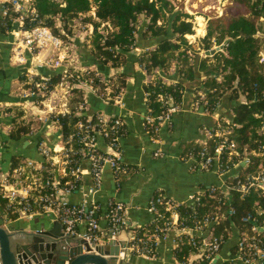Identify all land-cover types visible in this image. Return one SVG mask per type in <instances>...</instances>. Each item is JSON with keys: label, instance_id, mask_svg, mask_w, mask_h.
Here are the masks:
<instances>
[{"label": "crops", "instance_id": "obj_1", "mask_svg": "<svg viewBox=\"0 0 264 264\" xmlns=\"http://www.w3.org/2000/svg\"><path fill=\"white\" fill-rule=\"evenodd\" d=\"M172 1L176 10L187 13L186 20L194 24L193 15L187 11L184 5L179 4L176 0ZM178 1L186 2L187 0ZM206 2L210 1L204 0L203 3H199L198 7L204 10ZM209 7L211 4L207 6V8ZM204 12L198 11L200 14L196 16L198 26L195 27L194 24V31L185 35L189 44L197 51L196 58H194L196 77L194 80L188 81L179 76L181 63L178 59H173L168 69L157 68L151 74H148L138 62L139 55L153 47L152 41L144 39L142 36V31L149 21V18L143 14L139 16L138 20L140 31L136 34V45L128 54L126 63L119 67H113L100 62L92 54L82 58L81 47H77L75 43H65L62 49L49 46L47 49H42L40 57L36 58L34 53L38 51L37 48L30 44L25 45L21 41L22 33L18 32L20 25L17 18L14 19L11 28L6 31L2 30L1 23L4 16L0 11V180L12 171L13 157H21L24 161L42 162L44 157L39 152V145L42 142L52 150H58L65 146L61 127L58 121L50 116L53 111H50L47 105L56 106V110L65 109L66 112H69L72 89L77 87L82 91L85 101V106L82 109L88 118L98 113L99 116L109 120L114 117L124 119L127 133L118 139L119 150L111 147L101 134L97 136L96 143L101 151L117 153L121 162L134 169L125 175L121 183H118L113 169L106 166L100 188L97 191H90L93 186L89 173L90 162L83 159L81 167L87 171L83 173L82 184L64 196L73 204L96 203L98 206L96 217L99 220L101 232L106 237L99 244H107L111 240L107 238L109 230L106 218L111 202L118 201L125 205V209L121 212L124 225L115 240L129 245L132 229L145 225L155 217L148 211V206L151 200L157 198L155 196L157 192L172 201H185L199 189H205L211 185L225 186L226 178L238 172L237 167L222 174L217 169L209 171L200 169L197 165V157L194 156L204 147L208 148L210 137L207 131H211L217 125L218 118H231L233 107L237 103V100L230 99L227 94L213 112L209 110L207 112L204 101H201L202 95L205 96L204 92L206 91L203 81L209 75L205 70L199 69V64L207 55H211L221 48L216 44L209 50L201 46L208 26L206 17L208 15ZM88 27V32H93V25L90 24ZM79 42L77 41V44ZM213 50L214 52H212ZM60 58L63 60L57 62ZM213 62L214 59L208 61V63ZM55 63L69 65L72 73L76 70L85 73H89V70L97 71L102 76V80L104 78L108 80L109 77L123 72L126 75L125 86L121 88L119 95L111 100L102 97L97 92V88L92 84V79H82L76 83L70 80L71 87L67 88L57 84L60 82V78L47 96L42 98L26 96V92L30 88L28 81L31 72L39 73L47 78L57 73L62 75L63 67L56 66ZM84 68H88V71H84ZM154 79H162L167 83L181 81L184 84L180 103L182 109L173 115L170 125L166 124L161 128L160 142L152 139V133L145 125V117L150 114L145 84ZM106 90L107 93L110 92V88ZM244 99V97L241 98V100ZM63 104L66 106L64 107ZM19 125H25L30 131L22 133L20 138L15 139L12 137V133L16 132ZM197 145L202 149L195 152V149L192 150V148ZM158 148L161 153L155 155ZM58 177L61 178L59 175ZM63 177L65 176H62V180ZM19 214L20 216L14 220L6 218L7 222L27 232L52 230L55 227V221H57L45 213L30 216ZM0 215L5 217L1 213ZM80 230L83 232L84 227L81 226ZM177 233L173 229L166 239L160 241L156 256L133 254L132 249L127 247L119 257L123 258V264H182L183 261L177 260L173 249V241ZM232 244L233 241H230L229 246L226 247V255Z\"/></svg>", "mask_w": 264, "mask_h": 264}, {"label": "trees", "instance_id": "obj_2", "mask_svg": "<svg viewBox=\"0 0 264 264\" xmlns=\"http://www.w3.org/2000/svg\"><path fill=\"white\" fill-rule=\"evenodd\" d=\"M6 6L8 7V5ZM32 6L36 10L38 19L33 22L27 17L25 28L29 29L36 24H41L59 36H63L61 30H69V26L75 18L89 13L94 7L95 16L86 17V21H90L94 27L91 54L100 62L113 67H119L126 63L128 54L136 45V34L140 31L138 20L139 16L143 14L149 18V21L142 31V36L144 39L151 40L153 45L138 57V62L146 72L151 74L157 68L168 69L172 60L178 59L181 63L180 78L190 81L196 77L194 58H196L197 51L189 44L185 36L194 31V24L186 20L187 13L176 10L172 0H32ZM229 10V17L221 15L209 18L207 33L202 39L201 46L206 50H209L214 44L223 45V47L202 59L199 69L205 70L209 75L203 81L206 89L204 94L207 110L213 112L227 94L230 99L237 100L231 118L232 123L240 126L233 128L229 138L237 142V150L239 149L241 152L244 150V146H247L249 150L256 149L263 153L260 156H253L252 165L242 169V171L251 172L259 162L264 160V135L258 132L264 118V69L258 60L259 49L264 47V22H259L260 17L264 15V0H231ZM17 16V12L9 9L8 15L3 17L2 30L6 31L11 28ZM58 21L61 22V25H58ZM103 22L110 24L106 34L100 30ZM211 59H214V62L208 63ZM60 78V73H57L45 80L48 85L46 95ZM125 78V73L121 72L114 77H109L108 84H105L97 71L89 70V73H85L76 70L69 80L76 83L82 79H92V84L97 88V92L102 97L112 100L125 86ZM107 88H110L109 93H107ZM72 90L69 112L50 113V116L57 120L61 127L65 146L71 148L67 156L70 163L67 165V174L62 181H75L71 167L82 164L83 145L78 139L83 131L79 127V123L102 130L106 134V141L116 150L120 149L118 139L127 133V131L112 129L114 118L110 119L107 124L101 121L98 113L88 118L82 109L85 106L82 91L77 87ZM145 91L150 114L154 117L156 124L158 117L166 108V102L160 99V95L164 97V100L172 97L176 103H181L184 84L181 81L167 83L162 79H154L145 84ZM242 97L245 99L241 100ZM257 113L261 116H255ZM147 126L149 130L152 129L148 124ZM29 131L30 129L25 125H19L16 132L12 133V137L20 138L22 133ZM221 140L220 137L214 141L210 140L213 141L209 144L210 152L214 150L215 141ZM193 149L196 152L202 147L197 145ZM236 162H238V156H233L228 161L225 159L222 169L228 170ZM24 164L25 161L21 157H13L11 168L14 170ZM120 164L127 171L117 172L118 183H121L125 175L134 170L121 161ZM51 167L49 162L43 163L41 173L44 178L47 176L46 171ZM239 177L242 176L239 174ZM237 180L238 173L228 176L226 183L231 186ZM81 184L82 179L76 180L77 187ZM211 188H205L200 201L195 202L194 208L185 204H179L175 208L179 213V220H183L184 226L187 227H195L208 215L213 217L216 212L220 213L222 218L215 225L214 230L217 237L224 234L222 236L224 244L228 240L229 231L238 227L242 230L247 229L253 223V221L242 222L241 219L246 214L253 212L255 202L263 201V198L261 199L255 191L241 197L238 195V191L233 189L223 192L219 189L212 191ZM159 193L157 192L155 196L158 197ZM37 195L38 192L35 191L32 197L24 198L19 203L0 194V213L7 219L14 220L20 216L19 212L26 204H30L35 210H40L42 206L34 202ZM168 201L171 200L165 197L164 202ZM157 209L163 215H155L150 222L132 229L134 238L129 241V244L134 245L133 254H144L151 257L157 255L155 235L160 234V228L165 226L166 220L170 218L173 211L165 210V204H157ZM186 237V235L182 236L185 240L181 243V250L174 249L178 261H185L187 254L196 249L186 240ZM191 264H209V259L203 257Z\"/></svg>", "mask_w": 264, "mask_h": 264}, {"label": "built area", "instance_id": "obj_3", "mask_svg": "<svg viewBox=\"0 0 264 264\" xmlns=\"http://www.w3.org/2000/svg\"><path fill=\"white\" fill-rule=\"evenodd\" d=\"M6 5H8V7ZM9 9L18 13L16 18L20 25L18 32L22 33L21 41L25 45L30 44L37 48L38 51L34 53L36 58L40 57L42 49H47L49 46L56 49H62L64 47L66 42L62 37L54 34L52 30L46 26L36 24L32 28H25V20L27 17L33 22L38 19L36 10L32 6V0H0V11L4 17L8 15ZM259 22H264V15L260 18ZM62 60L63 59L60 58L57 62H61ZM258 60L262 69H264V47L259 49ZM39 62H41V60H39ZM55 65L63 67L61 80L57 84L62 87L70 88L71 83L69 78L73 74L72 71H70V66L61 63H55ZM84 71L88 70L84 69ZM47 79V77L39 73L31 72L28 81L30 88L27 90L26 96L34 98L44 97L48 87L45 83ZM103 81L105 84H108L106 78H104ZM160 99L166 102V108L158 117V122L155 124V119L151 114L145 117V125L148 124L152 128L151 130L148 128V131L152 133V139L157 142H160L161 128L166 124L170 125L173 115L182 109L181 104L176 103L172 97H168L164 100V97L160 95ZM202 100L204 101V105H206L204 95H202L201 101ZM63 106L65 107L66 105L63 104ZM47 107L53 112H66L65 109L56 110V106L47 105ZM205 110L209 112L207 108ZM255 116L258 117L261 116V114L257 113ZM99 117L105 124L109 122V119H105L103 116ZM239 126L240 125L232 123V118H218L217 125L211 129V131H207L210 137L208 145L219 137L222 138V140L215 141L216 145L213 152H210L208 146V148L204 147L203 150L194 155L197 157V165L200 169H206L208 171L217 169V171L222 174L235 167L238 168V180L233 185L228 186L226 182L225 186L211 185L212 191L219 189L223 192H228L229 189H233L238 191V195L241 197L255 191L259 194L261 199L263 198V201L257 200L255 202L253 212L242 217V222L253 221L247 229L242 230L238 227L228 232V240L233 241V244L227 255L223 254L222 256V251L228 240L223 244L222 236L224 234L217 237L214 230L215 225L218 224L222 218L220 213L216 212L213 217L208 215L203 218V220L199 221L195 227L184 226L183 220H179V213L175 207L179 204H185L194 208L195 202L197 203L200 201L205 189H199L185 201L171 200L165 203L164 196L160 194L149 203L148 211L154 215H163L162 212L158 211L157 204H165V210H173L170 218L166 220L165 226L160 228V234L158 233L155 235L157 247L160 241L166 239L173 229L178 232L174 237L173 249H177L178 251L181 250V243L185 240V238H182L183 235H186V240L196 247V249L187 254L186 260L183 261L182 264H191L203 257L209 259V264H223L224 262L227 264H264V160L259 162L253 171H242L244 167L252 165L253 156H260L263 153L262 151L258 152L256 149L249 150L247 146H244L242 152L239 149L237 150V142L234 139H230L229 134L233 132L234 127ZM79 127L83 131L78 139L83 145V149L81 150L83 152L82 158L90 162L89 173L93 181V186L90 188V191H97L101 186L103 171L106 166L111 167L115 175L119 171L126 172L127 169L120 164L117 153L104 152L97 147V136L101 134L105 137L106 135L102 130L84 126L83 123H79ZM112 129L126 131L124 119L122 117H114ZM258 132L264 135V118ZM69 151H71V148L66 146L58 150H52L42 142L39 145V152L44 157L43 161L36 162L33 160H26L24 165H21L3 176L0 180V194L9 200L20 203L22 199L32 197L33 192L37 191L38 195L34 199V202L41 205L42 209L35 210L30 204H26L19 213L28 216L41 213L49 214L53 219L62 223L63 231L70 236L84 238L89 243H99L106 237L102 234L99 220L96 217L98 211L96 203L91 202V204H87L83 202L81 204H73L64 198L65 195L78 188L76 186V180H81L83 173L87 171L81 167V164L71 167V172L75 175V181H62L61 178L67 174V165L70 163V160L67 159ZM160 153V148H158L155 155H159ZM233 156H238V162H236L232 168L223 170L224 160L226 159V161H228ZM44 162H49L52 166L46 171L47 176L45 178L41 173L43 171ZM55 173L57 174L56 176ZM239 174L242 177H239ZM58 175L61 176V178H57ZM124 209L125 205L122 202L114 201L110 203V209L106 214L109 230L108 239H116L118 233L123 228L124 219L121 212ZM230 213H233V211H230ZM81 226L84 227L83 232L80 230ZM133 238L134 234L132 232L130 240ZM133 246L134 245L130 244L127 245V247L131 249ZM232 247L234 248L233 250ZM217 256L216 262L213 263Z\"/></svg>", "mask_w": 264, "mask_h": 264}, {"label": "water", "instance_id": "obj_4", "mask_svg": "<svg viewBox=\"0 0 264 264\" xmlns=\"http://www.w3.org/2000/svg\"><path fill=\"white\" fill-rule=\"evenodd\" d=\"M126 247L115 239L99 244L72 237L58 220L52 230L27 232L0 215V264H123Z\"/></svg>", "mask_w": 264, "mask_h": 264}, {"label": "rangeland", "instance_id": "obj_5", "mask_svg": "<svg viewBox=\"0 0 264 264\" xmlns=\"http://www.w3.org/2000/svg\"><path fill=\"white\" fill-rule=\"evenodd\" d=\"M179 4L181 3V5L183 4L184 7L187 9V11L193 15V21L195 24V27L198 26V21L196 19L198 14V11L200 12H204L206 13L208 16H206L208 18L207 22L209 21L210 17H215V16H221V15H226L229 17V7L231 6V2L230 0H209L210 2H206L205 6L206 8H204V10H202L201 8L198 7L199 3H203L202 2H198V0H187L186 2H180L178 0H176ZM211 4V7L207 8V6ZM89 16H95V8L93 7V9L89 12V13H85L81 16H79L78 18H75L73 20V22L70 24L69 26V30L67 31H63L61 30L63 36L62 39L66 42V43H75L77 45V47H81V57L82 58H86L85 55H91V41H92V36H93V32H88L89 29V25L91 24L90 21H86V17ZM58 25H61V22L58 21ZM208 25V23H207ZM206 25V26H207ZM110 28V24L107 22H103L101 24L100 30L103 33H107V29ZM69 31V33H68ZM77 41H80L77 44ZM90 46V47H89ZM80 55V53H79ZM87 69L88 68H84ZM230 241L228 240L224 250L222 251V256L223 254H226V247L229 246Z\"/></svg>", "mask_w": 264, "mask_h": 264}]
</instances>
